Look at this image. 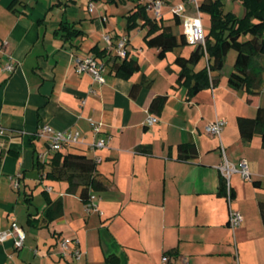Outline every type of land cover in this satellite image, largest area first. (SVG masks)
I'll list each match as a JSON object with an SVG mask.
<instances>
[{
  "label": "crops",
  "instance_id": "0c3cea01",
  "mask_svg": "<svg viewBox=\"0 0 264 264\" xmlns=\"http://www.w3.org/2000/svg\"><path fill=\"white\" fill-rule=\"evenodd\" d=\"M180 1L166 0L162 8L173 27L171 6ZM109 2L130 4L0 0V42L6 41L0 49V230L15 221L25 232L21 248L10 236L0 241V264H264L259 213L264 147L259 133L243 142L236 123L237 116H254L264 105V70L257 95L229 86L231 70L221 69L216 84L187 98L186 88L176 83V54L160 58L142 36L136 41L140 29L126 33L125 22H108ZM193 13L188 5L180 14L183 27ZM64 20L82 33L63 40L56 29ZM104 33L113 46L120 35L127 36L128 54L140 66L128 78L115 76L108 65L102 83L75 71L74 57L92 54L95 44L114 53ZM9 58L12 72L3 69ZM134 83L140 86L133 92ZM164 94L161 110L153 113L157 122L145 124L151 100ZM89 118L101 121L100 133L93 134ZM215 118L225 120L220 136L206 130ZM41 124L79 131L82 142L63 152L100 157L93 175L103 188L89 190L99 211H84L80 181L68 191L65 177L47 179L38 170L35 162L43 158L38 154L48 151L46 140L37 136ZM100 137L108 138L106 146L90 147ZM185 142L195 144V157L179 158L178 146ZM220 143L229 162L239 166L245 159L251 172L250 180L231 174L229 202L218 194ZM17 174L19 187H13L10 177ZM47 197L62 207L51 221L43 216ZM230 209L242 215L233 231L227 223ZM64 237L78 239L77 261L60 253L58 241Z\"/></svg>",
  "mask_w": 264,
  "mask_h": 264
},
{
  "label": "trees",
  "instance_id": "16d2710c",
  "mask_svg": "<svg viewBox=\"0 0 264 264\" xmlns=\"http://www.w3.org/2000/svg\"><path fill=\"white\" fill-rule=\"evenodd\" d=\"M126 1L131 3L122 15L126 33L140 29L145 45L155 47L160 58L174 49L185 51H179L173 63L179 68L176 83L186 88L187 98L218 82L219 72L231 49L235 51V58L227 77L228 85L234 89H243L250 95L258 94L255 89L262 79L259 72L264 70V64H261V57H264V0H237L244 7L240 16L231 10H225L224 0H199V12L207 14L209 20V27L204 31V45L189 44L183 30L175 32L172 24H167L163 16L155 17L150 12L146 0ZM172 19L173 25L182 22L177 13H172ZM56 32L63 40L82 33L66 20L60 23ZM90 51L96 60L108 65L117 77L128 78L140 68L137 59L131 57L128 51L124 57H120L97 44L93 45ZM214 72L219 74L213 75ZM139 86L140 83L132 84V91L137 90ZM167 97L166 94L156 95L148 106L149 112L158 113ZM236 123L243 142H249L254 134L259 133L261 146L264 147V105L257 107L254 116H237ZM178 150L180 159L186 160L197 155L196 146L191 142L179 144ZM35 163L44 178L65 177L68 180V191L80 181L82 188L79 197L83 204L90 199V189L103 188L102 183L93 175L96 162L83 153L63 152L60 149L53 152L46 162L37 159ZM45 164L49 168L44 171ZM42 192L46 193L45 190ZM230 192L232 197L231 188ZM218 194H226V181L222 174L219 178ZM46 203L43 216L46 221H51L61 214V202L52 201L47 197ZM259 213L264 224V201L259 202Z\"/></svg>",
  "mask_w": 264,
  "mask_h": 264
},
{
  "label": "built area",
  "instance_id": "2783aa9c",
  "mask_svg": "<svg viewBox=\"0 0 264 264\" xmlns=\"http://www.w3.org/2000/svg\"><path fill=\"white\" fill-rule=\"evenodd\" d=\"M147 8L152 12L155 17L162 16V8L166 3V0H146ZM199 0H181L180 2L171 6V12L182 14L188 5L192 6L194 9V13L187 16L184 20L183 33L186 36V39L189 44H201L204 45V29L202 25L201 15L198 9ZM92 9V4L89 6V10ZM102 39L106 43L107 47L110 49H114V52L120 56L124 57L126 54V44H127V36L120 35L115 46H113V42L109 33L102 34ZM6 41L0 42V49L5 45ZM75 71L77 73L87 72L91 75L94 82L102 83L104 81L103 78V69L105 64L99 60H96L92 54H86L84 56H75ZM3 69L8 72H12L15 69V63L9 58L7 62L4 64ZM158 117L150 113L146 119L145 124L152 125L157 122ZM89 125L93 134H97L101 132V121L93 120L89 118ZM225 125V120L221 118H215L212 122L207 125L206 130L216 136H220L221 131ZM2 130H0V133ZM37 136L43 138L47 142L48 151L55 152L57 150L62 149L65 146H73L75 144L81 143V138L78 130H59L53 128L49 124H41L37 131ZM108 138L100 137L90 143V147L92 148H103L106 146ZM221 152L223 154V161L219 166L220 172L226 181V197L228 202L231 198L230 192V176L233 172H238L241 177L245 180L251 179V172L248 168L247 161L242 159L240 161L239 166H235L233 163L229 162L224 155V148L220 143ZM47 151V152H48ZM47 152H41L38 156L42 159L40 161L46 162L48 159ZM95 162L100 160V157L93 158ZM11 185L13 187H19V175L11 176ZM50 189V187H47ZM84 211H99L95 202L91 200V198L83 204ZM242 221V215L238 210L230 209L228 216V226L233 231L237 228ZM12 237L13 243L15 247L21 248L24 245L25 241V232L22 227L17 224L15 221H12L10 227L6 230H0V241H4L7 238ZM60 247V253L64 256L69 257L72 260L77 261L81 256V250L79 247V241L77 238H68L64 237L59 239L58 241Z\"/></svg>",
  "mask_w": 264,
  "mask_h": 264
},
{
  "label": "rangeland",
  "instance_id": "374dc122",
  "mask_svg": "<svg viewBox=\"0 0 264 264\" xmlns=\"http://www.w3.org/2000/svg\"><path fill=\"white\" fill-rule=\"evenodd\" d=\"M82 2L85 3L86 0H82ZM237 4L240 5V9L235 7V5H237ZM130 5H131V3L128 4L127 2H121L116 6L115 3L112 4L109 2L108 3L109 10H108V16H107L108 22H125L122 14L125 13L129 9ZM224 8H225V10H232V11L236 12V14L239 16L242 15L244 12V7L237 0H224ZM86 14H87V16L88 15L95 16V13H91V14L86 13ZM201 18H202L203 29L205 31L209 27L208 15L205 13H201ZM169 20H171V19H169ZM167 21H168V19H165V22H167ZM173 29L175 32H177L181 29L183 30V24L180 23L179 25H174ZM133 34H134V32H133ZM137 34L139 37L136 39V41L141 39L140 37L142 36V31L138 32ZM179 51H184V50L174 49L173 51H169L167 57L172 58L174 56V54L179 53ZM234 56H235V51L231 49L227 54L224 67L222 68L223 72H229L230 70H232V63H233ZM83 209H84V207H83Z\"/></svg>",
  "mask_w": 264,
  "mask_h": 264
}]
</instances>
